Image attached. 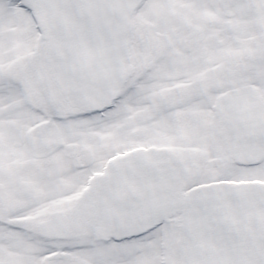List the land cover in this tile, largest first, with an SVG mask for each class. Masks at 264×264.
Here are the masks:
<instances>
[{"label":"snow or ice","instance_id":"1","mask_svg":"<svg viewBox=\"0 0 264 264\" xmlns=\"http://www.w3.org/2000/svg\"><path fill=\"white\" fill-rule=\"evenodd\" d=\"M0 264H264V0H0Z\"/></svg>","mask_w":264,"mask_h":264}]
</instances>
